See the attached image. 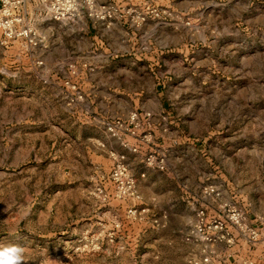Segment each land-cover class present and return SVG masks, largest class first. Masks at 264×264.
I'll use <instances>...</instances> for the list:
<instances>
[{"label":"rangeland","instance_id":"1","mask_svg":"<svg viewBox=\"0 0 264 264\" xmlns=\"http://www.w3.org/2000/svg\"><path fill=\"white\" fill-rule=\"evenodd\" d=\"M94 4L81 22L30 16L52 99L24 88L30 54L0 43V247L24 264H264V0ZM159 94L190 102L167 107L173 124L153 122ZM133 112L151 114L135 136L114 128ZM116 157L138 199L112 180ZM214 220L229 242L193 235Z\"/></svg>","mask_w":264,"mask_h":264},{"label":"built area","instance_id":"2","mask_svg":"<svg viewBox=\"0 0 264 264\" xmlns=\"http://www.w3.org/2000/svg\"><path fill=\"white\" fill-rule=\"evenodd\" d=\"M94 8V0H0V43L9 46L17 41H24L27 46L36 47L39 34L30 21L32 11L40 10L45 20L66 23L69 21L81 22L85 11H89L93 15L95 13ZM142 118L149 120L151 114L133 112L129 116L128 123L118 122L114 128H119L135 136ZM114 128H110V130L113 132ZM115 159L116 166L112 173V180L120 185L122 193L138 199L135 182L129 175L124 157H116ZM147 162L151 167L162 166L161 163H156L154 157H149ZM225 212L224 219L229 224L235 227L241 224L242 217L238 212L229 210ZM240 230L246 233V228L241 227ZM204 231L211 233L202 238L206 242H229V233L226 231L225 223L221 220H214L205 226L201 222L194 229L193 235L198 236ZM262 232L264 234V227ZM193 235L189 237L192 239ZM250 238L254 241L257 240L259 233L251 231Z\"/></svg>","mask_w":264,"mask_h":264},{"label":"crops","instance_id":"3","mask_svg":"<svg viewBox=\"0 0 264 264\" xmlns=\"http://www.w3.org/2000/svg\"><path fill=\"white\" fill-rule=\"evenodd\" d=\"M35 13H38L39 15L42 16V12L40 10L32 11V14H35ZM43 22L45 23L46 27L55 25V22H52V21H49V20H43ZM64 25H65V23H64ZM39 37H40V35H39ZM19 42H21L22 46L25 45L26 48H28L27 49L28 51L22 52V47L18 46V44H20ZM14 45H15L16 48H21V50H18L20 52V56H19L18 59L22 60L21 58L23 56H25V55L27 56V53L30 54V56H29L30 59H31L30 67L20 68V70H19V72H20L19 74H29V76H31V77H29V79L30 80L32 79L29 84L24 86V88L26 86H29V88H32V89H29V90H31L32 92L33 91L36 92V93L34 92V97L36 96V94H38V96H42L43 98L46 97V98L52 99V97H53V87H52V82H51L52 72L49 70V68L47 66L48 57L45 58L46 61H43L44 64L41 67L40 64L38 65L39 56L37 55L38 54L37 46L36 47H30V46H27L24 41H17L16 43H14L12 45L4 46V47L6 49H13V48H15V47H13ZM44 49H45V50H43L44 53H45L44 55L47 56V55L51 54V52L53 50V46L49 44ZM93 84L97 85L99 87L106 85L105 83L102 84L100 82V80L93 81ZM96 98L97 97L94 96V99H96ZM88 99H91L90 95H88ZM98 99H99V101H101L100 98H97V100ZM102 99H104V101H107V103L110 104L114 108H117V106H122V105H124V103H126L130 108H132L134 106H138L139 104H144V105L146 104V103H144V101H146V100H144V98L143 99H134V98H131V97L130 98H119L117 96V94L109 95L108 98L104 97ZM141 101H143V103H141ZM156 101H157L159 109L156 110L155 112H152V114L154 115V121L153 122L156 125H160L159 121H161V119H160L161 116H165L166 117V123L169 122L170 124H173L172 121H174V118L172 117V113L169 112L167 107L174 106L175 104H179V103L181 105H189V103H190L188 99H184V98H181V99L167 98V97H164L162 94L161 95L159 94V97H156ZM136 110H138V109H136ZM133 111H135V110H133ZM131 112H132V109H131V111L127 110L125 112V114H124V117H127ZM186 115H187V117L190 116V112L187 111ZM191 118H193V117L191 116ZM182 122L183 121H181V124L183 125L184 122L183 123ZM189 123H191V125H193L192 121L189 122ZM181 124L180 125L178 124V128L179 129H180ZM166 132L170 133V131H168V129H167ZM89 137L90 136H86L85 139L92 140V138H89ZM163 141H164V139H163ZM260 253H262V250H260Z\"/></svg>","mask_w":264,"mask_h":264},{"label":"clouds","instance_id":"4","mask_svg":"<svg viewBox=\"0 0 264 264\" xmlns=\"http://www.w3.org/2000/svg\"><path fill=\"white\" fill-rule=\"evenodd\" d=\"M0 264H24V249L19 245L0 247Z\"/></svg>","mask_w":264,"mask_h":264}]
</instances>
